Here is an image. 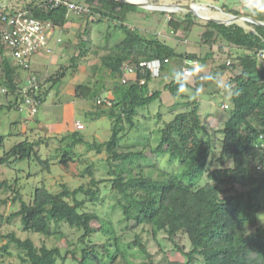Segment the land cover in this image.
Wrapping results in <instances>:
<instances>
[{
  "label": "trees",
  "instance_id": "1",
  "mask_svg": "<svg viewBox=\"0 0 264 264\" xmlns=\"http://www.w3.org/2000/svg\"><path fill=\"white\" fill-rule=\"evenodd\" d=\"M79 2L88 10L77 13L65 3L55 5L50 0H18L6 7L12 12L27 10L41 20L52 21L54 27L61 30L69 21L71 12L77 14L76 18H88L98 13L101 15L98 21L119 22L115 30H120L123 36L117 38L113 30L107 36L108 42L104 46L98 45L107 49L97 66L102 79L95 85L79 83L73 91L74 96L95 102L96 111L89 112L92 118L107 115L113 120L112 136L104 142H89L77 126L64 137V140H70L67 145L71 151L77 144L85 143L98 152H108L107 167L114 177H93L90 186L81 185L75 189L63 184V190L58 193L43 184L35 188L32 202L21 197L19 177L13 182L0 180V190H14L13 202L20 201L19 209L8 217L0 212L1 220L12 223L19 218L24 233L41 234L47 238L60 234L66 237L64 226L81 233L77 243L69 240L64 248L59 243L49 246L44 242L38 246L31 237L0 232V241L8 239L0 248V264H95L97 260L132 264L127 248L132 245L139 247L154 264L153 255L141 235L136 234L133 241L125 243L123 234L118 232L112 220L97 211L87 210L88 204L97 205L98 185L103 182L111 183L115 199L111 207L121 210L119 222L126 223L124 230L148 226L149 233L156 240L159 233L164 232L184 256L181 260L169 259L167 264H264V228L254 216L264 208L261 197L264 194V146L260 140L264 136V60L259 56L264 49V24L251 22L254 24L252 29L237 21L207 20L205 24L203 40L218 45V53L227 57L220 65L221 87L218 90L229 95L228 106L223 108L230 114L222 127L210 131L199 113V100L192 99L188 101L189 108L177 112L158 129L160 136L155 146L124 150L120 142L136 127L139 109L161 98L162 89H168L175 97L183 95L192 86L199 93V84L205 79L203 68L209 60L213 61L215 53L207 52L204 56L196 52L180 53L158 36H144L127 25L125 12L117 9L123 5L133 8L136 4L117 0ZM2 5L3 0H0ZM190 15L191 12L185 17L172 13L168 19L180 39H187L196 24ZM249 16L264 21V14L257 15L254 9L250 10ZM88 31L78 33V55L71 59L75 68L80 65L81 57L90 51L87 44L90 40L84 37ZM180 32H184L183 37ZM67 42L72 44L74 41L69 38ZM155 59L161 61L157 76H153L148 67H140L141 62ZM189 60L198 61L200 68L194 69L192 76H185L183 68ZM126 64L139 67L135 73H130L125 70ZM61 68L46 74L44 84H48V88L37 93L41 103L53 88L63 83L70 66L66 71L63 66ZM16 70L9 52L0 46V87L8 88L13 95L10 96L13 99H7L0 94V109L16 108L19 98L14 94ZM211 70L206 75L217 73ZM105 71H109L113 79L110 97L104 95L107 89L103 81ZM166 71L172 78H167ZM154 83L157 84L153 86ZM181 85L184 86L183 92L179 91ZM6 99L7 104L3 101ZM37 118L35 115L33 119ZM5 139V135H0V151L4 149ZM160 154H168L170 161H178L180 171L170 172L156 164L145 167L139 162L150 155ZM34 156L50 170V160H43L35 151L34 143L27 138L4 151L0 163L11 166ZM72 159L70 151H66L63 165ZM179 235L188 238V250L177 242ZM95 238L102 241L97 242ZM11 257L16 261L10 260Z\"/></svg>",
  "mask_w": 264,
  "mask_h": 264
},
{
  "label": "rangeland",
  "instance_id": "2",
  "mask_svg": "<svg viewBox=\"0 0 264 264\" xmlns=\"http://www.w3.org/2000/svg\"><path fill=\"white\" fill-rule=\"evenodd\" d=\"M194 1L197 3L213 1L215 5L219 6L227 4L232 11L237 12V16H242L239 14L241 10L242 12H250L246 4L239 0H144L143 2L147 7L138 5L133 8H129L126 5L117 6V9H120L121 13L125 12V23L146 37L158 36L175 47L180 53L185 51L196 52L201 56H204L207 52L215 53L213 61L209 60L208 65L203 68L205 79L201 80L199 84V93L192 86L184 91L183 95L175 97L168 89H162L161 98L139 109L138 115L135 118L136 127L129 131L120 142L124 150H138L150 145L155 146L160 136L158 129L164 126L166 121L171 120L177 112L189 108L188 101L192 99L199 100V113L210 131L222 127L224 121L229 117V110L224 109L222 106L229 103V95L218 90L221 87L219 76L220 65L226 61L227 57L218 53V45H210L203 40V34L206 30L205 24L207 22V19L203 17L212 16L206 14L200 7H197L199 4L196 3H194L195 12L180 6L181 4H193ZM17 2L18 0H3V5L10 7ZM166 5L177 6V8L175 10L162 8V6ZM187 12L192 13L189 18H193L196 24L190 31L187 39L184 38L183 40L177 37V33L169 25L168 19L172 17V13L185 17ZM76 16L75 12H71L69 15L70 22H67L68 27L63 28V33L61 29H57L52 35L49 40V47L52 49V52L49 53L46 50L36 52L32 55L30 70H23L21 73V77L26 79L30 74H51L62 69V66L64 71L70 66L63 79V83L53 88L40 106L37 116L41 122L27 114L26 104H23L25 109L22 111L17 108L10 109L7 107L0 109V135L6 136L4 149L0 151V158L4 154V151L27 138L34 143L35 151L41 155L42 159H48L51 162L50 170H47L36 156L32 159L12 164L11 166L0 163V180L8 179L13 182V180L19 177L18 186L22 192L21 197L28 202L33 201L35 188L43 184L53 192L58 193L63 190V184L71 189H75L81 185L90 186V181L93 177L97 179L114 177L109 174L107 167L108 152L105 150L98 152L96 149L89 148L85 143L77 144L71 151L67 145L70 143V140H64V137L77 128L76 122L78 121H81L84 125L80 132L89 142H104L112 136L113 120L107 115L92 118L89 112L96 111L95 102L81 99L71 94L79 83L95 85L102 79L97 66L101 63L100 56L106 53L107 49L98 45L104 46L108 42V34L116 29L115 25L119 22L116 20L109 21L108 19L98 21L101 17L98 13L92 14L88 18H76ZM229 19H233V16L224 15L220 18V20L224 21H229ZM237 22L244 25L247 29L254 27L251 21L239 20ZM86 29L89 31L84 37L90 40L87 43L90 46V51L87 55L81 57L80 65L75 68L71 59L78 55L76 52L80 40L78 33L84 32ZM115 35L117 38H121L123 33L120 30H115ZM180 35L183 37L184 32H180ZM69 38H72L74 41L72 44L67 42ZM94 50H97L99 53L96 54ZM210 70L217 73L213 74V76L206 75ZM164 74L167 78H172L169 71H166ZM103 75V81L107 88L104 95L105 97H110L113 79L109 76V71H105ZM156 84L154 83L153 86ZM10 99H13V97ZM3 101L7 104V99ZM66 108L68 109L66 110ZM126 126L129 127L128 124ZM24 127L27 128L26 132H23ZM66 151H70V156L73 159L69 160L65 166L62 163V158ZM139 162L144 164L145 167L148 164H156L158 168L170 172L180 171L179 162L176 160L170 161L168 154L150 155L149 158L141 159ZM146 170H149V168H146ZM98 187L100 188V192L97 205L88 204L87 210L97 211L102 217L112 220L118 232L123 234V241L125 243L133 241L136 234L141 235L143 242L147 244L148 250L153 255L154 264H167L169 259H184V256L164 232H160L156 240L149 233L148 226H145V228H143L144 226L139 227L136 230H124L123 227L126 223L124 221L119 222L122 218L121 210L111 207L115 200L113 198L114 193L111 190V183L103 182ZM15 196L16 192L12 189L0 190V212L5 217H8L20 207V201L13 202ZM261 197L264 202V194ZM254 216L258 224L264 228V208L256 212ZM63 231L67 234L66 237L60 234L47 238L41 234L24 233L21 230L19 218L13 220L12 223L0 219L1 233L8 234L15 232L22 238L31 237L38 246H41L45 242L49 246L59 243L62 247L66 248L69 240L77 243V239L81 234L80 232L69 226H64ZM95 239L97 242L102 241L100 238ZM7 241V238L0 241V248ZM177 242L185 247L186 250L190 248V242L184 235H179ZM14 247L11 244V248L15 249ZM127 248L132 264H152L140 252L139 247L132 245ZM10 260L16 261V258L11 257ZM1 261L2 257L0 256V263ZM95 264L111 263L107 260H97ZM121 264L126 263L121 262Z\"/></svg>",
  "mask_w": 264,
  "mask_h": 264
},
{
  "label": "built area",
  "instance_id": "3",
  "mask_svg": "<svg viewBox=\"0 0 264 264\" xmlns=\"http://www.w3.org/2000/svg\"><path fill=\"white\" fill-rule=\"evenodd\" d=\"M50 2L55 5L65 3L70 10L77 13H83L88 10V7L81 4L79 0H50ZM242 19L245 21L250 20L249 17L245 16ZM54 30V24L50 20H41L27 10L12 12L8 10L6 5L0 6V46L5 47L6 52H9L12 61H14V65L21 70H30L31 58L36 52L41 50L52 52L49 47V40L54 34ZM259 56L264 60V49L259 52ZM138 67L137 65L126 64L125 70L126 72L135 73ZM140 67H148L152 75L157 76L161 69V61L159 59L143 61L140 63ZM196 68H200L198 61H187V65L183 68L184 75L192 76ZM17 71L18 69L15 71L17 89L14 94L19 95V98L16 108L22 111L25 109L23 104H26L27 114L30 117H34L38 114L42 105L37 93L42 88H48V84H44L46 74H30L26 79H23ZM0 94L6 96L7 99H10L12 95L11 91L6 87H0ZM105 101L110 104L108 99L105 98ZM98 102L102 103V100ZM222 106L227 107L228 105L224 104ZM77 125L81 129L84 127L81 122H78ZM263 139L264 136H261L262 146H264Z\"/></svg>",
  "mask_w": 264,
  "mask_h": 264
},
{
  "label": "crops",
  "instance_id": "4",
  "mask_svg": "<svg viewBox=\"0 0 264 264\" xmlns=\"http://www.w3.org/2000/svg\"><path fill=\"white\" fill-rule=\"evenodd\" d=\"M239 1H243L246 4V6L248 7L249 10H253L254 9L257 15H260V14L263 15L264 14V12L259 11V6L262 5V4H264V0H239ZM194 3L199 4V6H197V7H200V9L204 10V12H206V14H209V15L212 16V17H208V18H216V19L220 20V18H222V16H224V15L225 16L230 15V16H234V17L237 16V12L232 11L231 8L227 6V4H224V5L219 6V5H215L213 3V1L203 2V3L202 2H198L197 3L196 1H194L193 2V5H194ZM239 14L242 15V16H247V17L253 18V17L249 16V12L248 11L247 12H242V10H241ZM240 20L241 21H244L243 19H240ZM237 21H239V20H237ZM257 21H259V22H261V23L264 24V21L263 20H257ZM68 23L65 25V27H68ZM56 31H57V29L55 28L54 32H56ZM62 31H63V29L61 30V32ZM62 50H64V49L62 48ZM17 69H18L17 72L19 74H21L23 70H21L19 68H17ZM71 95L73 96V93ZM66 106H67V104H66ZM67 109L68 108H66V110ZM36 120L39 121V122H41L39 118H37ZM78 122H76V125H77ZM58 123H61V122H58ZM26 131H27V128L24 127L23 132H26Z\"/></svg>",
  "mask_w": 264,
  "mask_h": 264
},
{
  "label": "water",
  "instance_id": "5",
  "mask_svg": "<svg viewBox=\"0 0 264 264\" xmlns=\"http://www.w3.org/2000/svg\"><path fill=\"white\" fill-rule=\"evenodd\" d=\"M117 1L126 2V3H132V4H136L138 6L147 7L145 5V3L134 2V1H131V0H117ZM180 6H182L183 8L189 9L191 11H194V12L196 11L193 4H181ZM203 18H205L207 20H213V21L222 22V23H231L233 21L240 20L241 18H243V16H236L235 19H229V21L218 20L216 18H208V17H203ZM250 21H253V22H256V23H261V22L255 20V19H253V18H250ZM261 24H263V23H261Z\"/></svg>",
  "mask_w": 264,
  "mask_h": 264
},
{
  "label": "bare ground",
  "instance_id": "6",
  "mask_svg": "<svg viewBox=\"0 0 264 264\" xmlns=\"http://www.w3.org/2000/svg\"><path fill=\"white\" fill-rule=\"evenodd\" d=\"M131 1H134V2H141V3H144L143 1L144 0H131ZM149 3V2H148ZM162 8L164 9H168V10H175L177 8V6H170V5H166V6H162ZM195 8V6H194ZM198 9V8H197ZM199 10V9H198Z\"/></svg>",
  "mask_w": 264,
  "mask_h": 264
},
{
  "label": "clouds",
  "instance_id": "7",
  "mask_svg": "<svg viewBox=\"0 0 264 264\" xmlns=\"http://www.w3.org/2000/svg\"><path fill=\"white\" fill-rule=\"evenodd\" d=\"M259 11H262V12H264V4H262V5H260L259 6ZM245 17H247V16H245ZM235 17L233 16V19H234ZM250 18V17H249ZM242 19V18H241ZM245 21V20H244ZM247 21V20H246ZM250 21V20H249ZM251 22H253V21H251ZM179 75V74H178ZM179 91L180 92H183L184 91V86L183 85H181V87H180V89H179Z\"/></svg>",
  "mask_w": 264,
  "mask_h": 264
}]
</instances>
